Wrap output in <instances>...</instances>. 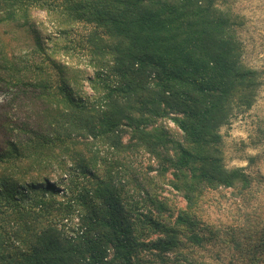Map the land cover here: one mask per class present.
<instances>
[{"label": "trees", "instance_id": "obj_1", "mask_svg": "<svg viewBox=\"0 0 264 264\" xmlns=\"http://www.w3.org/2000/svg\"><path fill=\"white\" fill-rule=\"evenodd\" d=\"M233 1L0 0V24L27 29L34 46L21 67L0 65V91L10 95L0 104V264H172L182 244L178 227L191 248L216 241L195 230L199 220L189 212L208 191L231 190L238 198L250 191L245 167L226 168L219 129L252 108L264 83V68L243 59L238 31L244 21ZM33 9L84 26L73 49L105 63L89 79L92 102L74 94L68 69L29 22ZM163 120L180 140L170 137ZM257 134L256 143L264 144V128ZM74 138L155 157L159 176L170 175L186 211L172 225L133 212L116 186L65 146ZM143 191L161 215L163 203ZM260 214L234 225L227 241L234 264H264ZM57 218L66 222L57 227ZM75 228L77 237H68Z\"/></svg>", "mask_w": 264, "mask_h": 264}, {"label": "rangeland", "instance_id": "obj_2", "mask_svg": "<svg viewBox=\"0 0 264 264\" xmlns=\"http://www.w3.org/2000/svg\"><path fill=\"white\" fill-rule=\"evenodd\" d=\"M232 9L239 13L244 21L238 34L244 48L245 63L258 70L264 68V0H236L232 3ZM55 16L42 9H33L29 14V22L42 36L48 53H52V56L68 69L72 84L75 86L74 94L92 102L96 95L91 89L89 79L94 77L96 70L104 69L105 66L102 65L105 63L94 60L79 47L73 49L74 45L80 43L81 37L84 36L85 28L82 24L59 22ZM66 29H71L67 36L63 33ZM65 44L69 49L62 50L63 48L57 47ZM33 48L31 33L27 29L19 28L18 24L12 21L0 24V65L11 66L17 63V66L21 67L19 63L21 59L32 58ZM1 74L4 76L2 70H0ZM9 97L7 92L0 91V104L5 103ZM26 105L28 109L30 102ZM162 122L168 128L170 137L180 140L173 124L168 120ZM263 122L264 83L257 93L252 108L232 117L219 129L223 162L228 169L245 167L246 172L252 178L250 191L240 198L231 190L219 189L206 192L199 206L194 207L189 214L191 219L196 221L198 218L199 220V223L195 225V230L204 235L211 234L216 241L213 240L203 249L191 248L182 238L186 234L185 230L178 227V233H181L179 240L182 244L177 251L180 253L177 254L179 260L172 264H228L232 260L234 264V248L227 243L229 236L230 238L234 236V225L237 227V224H241L247 215L252 216L251 220L255 219L257 216L255 213L259 211L264 219V179H261V176L264 177V144L256 143L257 128H264ZM122 129L128 130L124 126ZM121 138L124 143L129 136L123 132ZM88 142L82 138H74L65 146L70 151L80 153L87 162L92 163L97 176L109 180L116 186L123 202L133 212L146 214L154 219H164L172 225L177 214L186 211V202L169 185L170 175L159 176L160 165L155 157L143 150L133 153L117 152L100 139ZM250 157L255 158L254 163L249 162ZM57 167L55 170L58 172L52 175L59 174L60 170ZM54 182L49 181V184ZM65 187L67 185L58 186L63 191ZM145 188L149 190L151 198L163 203L164 211L161 215L157 213L153 204L147 202L148 197L143 193ZM58 200L62 199L58 198ZM73 218L75 222L76 217L73 216ZM65 222L66 219H56L57 227ZM66 228H64L65 231ZM74 230L68 231L67 236L76 238L80 230L77 228Z\"/></svg>", "mask_w": 264, "mask_h": 264}]
</instances>
